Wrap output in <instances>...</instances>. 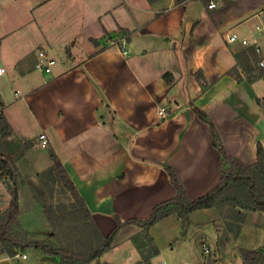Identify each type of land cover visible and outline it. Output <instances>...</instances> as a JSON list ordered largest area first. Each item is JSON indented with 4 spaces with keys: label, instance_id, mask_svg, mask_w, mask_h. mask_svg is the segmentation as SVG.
<instances>
[{
    "label": "crops",
    "instance_id": "0c3cea01",
    "mask_svg": "<svg viewBox=\"0 0 264 264\" xmlns=\"http://www.w3.org/2000/svg\"><path fill=\"white\" fill-rule=\"evenodd\" d=\"M22 14L24 22L17 23ZM262 24L264 0H225L216 10L207 9L204 0H0V49L9 43L22 49L10 56L17 65L10 75L13 90H0V110L12 129L4 144L15 174L24 181L18 220L27 238L52 236L44 209L53 202L38 178L53 165L51 150L104 236L115 228L116 215L122 221L147 219L157 204L175 196L167 167L176 172L190 200L221 182L210 127L192 105L212 118L231 155L254 164L257 144L264 147V78L250 83L242 72V81L228 74L237 63L235 54L246 47L229 43L228 37L236 33L258 39L264 59V32L256 29ZM39 50L56 64L32 76ZM0 67L7 73L6 66ZM199 69L212 84L205 93L190 74ZM165 73L173 75V86ZM15 82L27 92L16 95L20 88ZM161 107L170 112L167 119L158 115ZM42 134L48 138L46 148ZM6 180L0 177V212L11 202ZM263 213L247 212L235 237L213 209L196 210L190 214L192 240L170 244L167 260L161 249L143 260L133 245L135 260L116 255L119 245L133 243L132 237L143 231L128 224L112 249L89 264H243L240 247L264 246ZM173 219L150 229L157 246L159 233L173 227ZM208 222L214 226L213 233L207 229L209 236L204 233ZM19 253L28 259L0 252V264H59L41 251Z\"/></svg>",
    "mask_w": 264,
    "mask_h": 264
},
{
    "label": "trees",
    "instance_id": "16d2710c",
    "mask_svg": "<svg viewBox=\"0 0 264 264\" xmlns=\"http://www.w3.org/2000/svg\"><path fill=\"white\" fill-rule=\"evenodd\" d=\"M207 3L208 0H204ZM185 0H177L181 4ZM125 35L128 33L121 30ZM237 63L228 74L235 76L242 81V72L247 80L253 81L264 78V67H260V57L254 47H244L235 54ZM191 75L197 79L202 93H205L212 84L206 79L202 69L191 70ZM165 81L173 86L175 79L171 73L164 74ZM1 106V103H0ZM193 112L203 122L207 123L211 131L213 146L219 151V167L222 173L221 182L207 194L190 200L185 186L178 175L171 167L166 171L176 189L175 196L165 202L157 204L152 214L147 219H130L122 221L116 215V226L113 231L104 236L92 216V213L83 196L76 187L73 179L68 173L64 163L58 154L51 150L50 156L53 165L47 170L38 173L49 198H54L55 186H61L64 192L69 194L70 200L65 203L50 204L45 207L44 212L54 231L56 226L68 225L77 230L84 239L76 245H58L52 241L29 240L25 231L19 223V188L24 181L19 180L15 174L14 160L8 152L4 140L12 134V129L0 110V177L6 180L7 187L11 194L9 207L0 212V252L9 256H15L19 252H26L27 249L41 251L47 256H54L59 259V264H89L100 260L103 255L110 251L118 232L128 224H134L143 229V237L136 235L132 237L135 241L139 236L138 249L142 248L146 240V247H151V253L142 254L143 260L148 261L151 256L157 254L159 249L150 246L153 241L150 229L160 221L176 215L183 223L190 222V214L201 209H215L218 211L225 202L231 204V210L218 214L225 216V226L235 237L239 235L246 219L247 212H264V147L257 144V161L254 164H245L231 155L220 136V133L212 118L199 107L192 105ZM243 264H264V246L258 249H239ZM103 264H109L104 262Z\"/></svg>",
    "mask_w": 264,
    "mask_h": 264
},
{
    "label": "rangeland",
    "instance_id": "374dc122",
    "mask_svg": "<svg viewBox=\"0 0 264 264\" xmlns=\"http://www.w3.org/2000/svg\"><path fill=\"white\" fill-rule=\"evenodd\" d=\"M20 16L21 17L17 18V20H16L17 23H23L25 20L23 17V14ZM15 45L12 43L11 44L9 43L8 45H5L3 48L0 49V54H1L0 55V64H3L4 66H6V68L8 70L6 75L4 77H2L4 79L0 78V90H5L6 92H9V90L10 91L13 90V83H12L10 75H11L13 69L15 68V66H17L16 64L13 63L14 60L11 59V57H14V56H11V55L17 56L22 52L21 48H14ZM54 56H56L57 60H61V57L59 55L54 54ZM1 57H2V59H1ZM260 67H264V66H260ZM32 71H34L32 76H36V75L42 73L36 69H34ZM15 85H17L16 87L20 88V91L22 92V94L24 93V90L26 91V87L22 83L19 82L17 84L15 82ZM11 96H12L11 99L14 102L15 99L13 97V94ZM39 181L43 185V183L40 179H39ZM50 200H51V202H53V204L62 203V202L67 203L70 200V196L68 193L66 194L64 192V190L61 186H55L54 198L53 199L51 198ZM231 208H232L231 204L228 202H225L223 205L220 206L218 211L213 209L214 212L216 213V215H218V217H219V222L220 221L224 222L225 216L224 215L220 216L218 214V212L223 214L226 211L231 210ZM173 216L175 217V219L171 220L173 227H167L166 229L164 228V230H162L159 233L158 246L155 243H152L150 245V246L154 245L157 248L159 247L158 249H161V252H162L161 256H164V259H166V260H167V258L169 259L171 257L170 254H171L172 249H171L170 244L174 245L175 243H177L183 239L188 238L189 240H192V238H193L191 236V234L193 233L194 230H190V226H189L192 224L191 220L189 223L185 224L176 215H173ZM205 216H208V215L205 213ZM208 223L209 224L205 226V231H204V233L207 236H209L211 233L214 232V226L212 225L211 222H208ZM51 228H52V236H51V238L46 239L45 241H52V242L62 246V245H72V244L76 245L78 242H82L84 240L81 237L80 233L77 230L72 229L71 226H69V224L68 225H62L61 227L58 225V226H56L55 231H54V229H55L54 227L51 226ZM208 228L210 229L211 233L208 232V230H207ZM141 233H143V231ZM141 233H140V235H141V237H143L144 234H141ZM135 241L137 243H139V236L137 237V239ZM135 241H133V243L129 242L130 244L123 243L122 245H119V247H117L115 249L114 253L116 255L120 256L121 258H125L128 260H130V258H131L132 260H135L137 257L132 252L133 247L130 246V245H133L135 248H137ZM152 241H153V238H152ZM146 243H149V241L146 240L145 242H143L142 248L139 251L142 259H143L142 254H146V253L148 254L149 251L151 250V247L145 248ZM179 245L175 246L174 248H177ZM146 246H148V245H146ZM241 248H243V247H240V249ZM137 250H138V248H137ZM107 257L111 258L112 253L108 254ZM56 261L59 263V260H56Z\"/></svg>",
    "mask_w": 264,
    "mask_h": 264
},
{
    "label": "built area",
    "instance_id": "2783aa9c",
    "mask_svg": "<svg viewBox=\"0 0 264 264\" xmlns=\"http://www.w3.org/2000/svg\"><path fill=\"white\" fill-rule=\"evenodd\" d=\"M225 0H208L206 3V7L209 10H216L218 9L220 6H222V4L224 3ZM257 31L259 32H264V24L262 25H258L256 27ZM228 41L229 43L232 44H238L240 43L243 46L246 47H254L255 51L257 52V54L260 57V62L259 65L260 66H264V59L262 58V47L258 41V39L256 38H240L238 36V34L233 33L228 37ZM126 53V52H124ZM36 57H37V61L35 64V69L39 70L41 72H50L53 68V66L56 64V60L52 57H50V55L44 51V50H39L36 53ZM6 73V69L0 67V76L4 75ZM16 95H20L21 91L17 90ZM1 96V94H0ZM158 115L162 118V119H167L170 116V112L167 110L166 107H161L158 111ZM40 142H41V146L43 147H48V138L46 136V134H42L40 135ZM203 250L206 254L210 253V249L209 246L204 245ZM14 258L17 259H21V260H27L28 259V254L27 253H18L14 256Z\"/></svg>",
    "mask_w": 264,
    "mask_h": 264
}]
</instances>
